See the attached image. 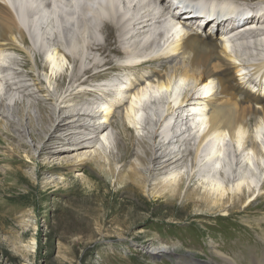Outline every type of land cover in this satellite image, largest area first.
Listing matches in <instances>:
<instances>
[{
  "label": "bare ground",
  "instance_id": "6f19581e",
  "mask_svg": "<svg viewBox=\"0 0 264 264\" xmlns=\"http://www.w3.org/2000/svg\"><path fill=\"white\" fill-rule=\"evenodd\" d=\"M47 96L57 152L97 147L79 166L112 161L115 118L152 195L189 185L197 212L224 216L264 201V0H0V102L43 112ZM149 241L147 254L177 255ZM210 244L220 264H264Z\"/></svg>",
  "mask_w": 264,
  "mask_h": 264
},
{
  "label": "rangeland",
  "instance_id": "374dc122",
  "mask_svg": "<svg viewBox=\"0 0 264 264\" xmlns=\"http://www.w3.org/2000/svg\"><path fill=\"white\" fill-rule=\"evenodd\" d=\"M46 99L45 117L40 105L0 102L9 114L0 112V264H178V256L220 264L212 242L226 255L241 257L244 249L264 255L256 226L262 198L224 216L197 212L186 197L189 185L178 199L152 195L134 179L136 133H125L115 118L112 161H101L104 168L91 157L79 166L76 157L88 159L97 147L58 153L47 137L53 103ZM149 240L173 246L177 255L147 254Z\"/></svg>",
  "mask_w": 264,
  "mask_h": 264
}]
</instances>
